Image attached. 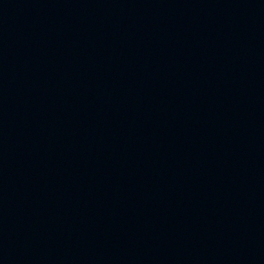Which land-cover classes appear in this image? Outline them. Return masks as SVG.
<instances>
[{
    "label": "water",
    "instance_id": "obj_1",
    "mask_svg": "<svg viewBox=\"0 0 264 264\" xmlns=\"http://www.w3.org/2000/svg\"><path fill=\"white\" fill-rule=\"evenodd\" d=\"M0 264H30L10 255L0 252Z\"/></svg>",
    "mask_w": 264,
    "mask_h": 264
}]
</instances>
